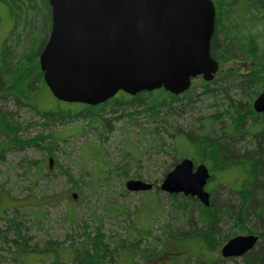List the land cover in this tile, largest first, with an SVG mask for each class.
Instances as JSON below:
<instances>
[{
    "label": "rangeland",
    "instance_id": "rangeland-1",
    "mask_svg": "<svg viewBox=\"0 0 264 264\" xmlns=\"http://www.w3.org/2000/svg\"><path fill=\"white\" fill-rule=\"evenodd\" d=\"M28 1L24 0L27 15L21 17V28L8 3L0 0V56L4 50H12L16 57H22L31 38L27 29L29 24V29L33 26L40 33L35 35L37 45L34 52H28L22 59L25 57L26 71L36 72L40 46L46 42L49 28L46 16L33 9H37L35 4H38V0H31L30 9L27 7L30 4ZM236 57L219 63L213 76L216 81L210 85L212 93L203 91L200 77L194 79L191 88L179 96L182 102L172 117L165 115L164 107L157 108L155 111L158 114L150 118L147 115L149 111H142L138 107L110 108L106 105L101 108L97 123H91L89 117H78L64 123L53 122L42 126L43 120L31 107L22 105L19 108L11 102L6 108L0 107L12 116L15 124H28L18 131L21 138H31L52 130H60L58 136H67L66 140H52L44 149L27 144L9 147L0 156V264H73V254L67 245L71 240L73 244L83 240V231L92 234L97 228L105 238L124 239L132 243H137L145 235L141 228H148L151 235L158 237L165 230L191 234L203 229L204 234L196 237L195 241L181 243L166 240L165 251L146 260L137 258L135 264H187L193 261L194 264H242V256L224 258L220 254V248L226 242L221 237L226 234L230 237L249 234L241 223L235 225L232 220L223 217H217V221L212 210L200 208L197 199L192 196L188 203L186 198L182 199L184 206H179L159 189L163 177L172 167L163 174L165 168L177 155L173 150L171 154L165 151L175 145L181 158L189 157L208 167L211 176L204 188L211 199L223 206L229 203L237 206L240 203L239 171L230 169L231 164L217 165L211 159L200 158L194 153L195 146L187 140V137L194 138L200 134L205 125L214 130L211 133L214 135L210 134L213 139L229 132L234 134L240 152L254 149L258 144L250 133H238L240 127V132L244 133L249 126H252L250 132H259L258 121L264 123L262 114L257 120H253L255 118L250 114L233 126L228 114L223 112L229 109L232 99L244 103L248 98L244 94L242 96L234 86H227L225 95L220 89L214 90L222 84L220 78L228 70L238 68L240 72L245 71L264 58V50L259 51L252 60ZM33 87L36 90H29L33 93L30 100L38 107L48 110L70 107L67 102L56 99L43 80L34 83ZM159 95L162 97L165 93L160 92ZM213 117L216 119L212 121ZM79 124L83 128L78 130ZM260 138L259 150L264 162V128ZM48 140L46 138L45 142L39 144H46ZM227 160L224 159L223 163ZM32 171L40 173L35 182ZM135 178L152 183L151 191L126 190L125 181ZM43 199L53 202L37 201ZM199 214L204 222L199 219ZM12 218L20 224L25 245L15 246L12 242L18 239L13 232V223L8 222ZM214 225L217 233L213 230ZM259 225L254 219H248L247 226L251 230ZM133 229H136L135 236ZM138 243L139 247L147 246L145 238ZM257 243L263 246L257 245L254 251L263 254L264 237L259 236ZM180 244L185 247L183 250L179 249Z\"/></svg>",
    "mask_w": 264,
    "mask_h": 264
},
{
    "label": "water",
    "instance_id": "water-1",
    "mask_svg": "<svg viewBox=\"0 0 264 264\" xmlns=\"http://www.w3.org/2000/svg\"><path fill=\"white\" fill-rule=\"evenodd\" d=\"M50 29L38 55L42 78L64 102L97 105L119 90L163 88L172 94L189 89L191 80L213 78L218 61L210 51L215 28L212 0H47ZM264 113V89L251 101ZM51 158H49V165ZM204 163L182 157L163 177L159 189L210 204ZM150 182L128 179L132 192L152 189ZM75 197V194H73ZM258 235L237 234L220 248L224 258L251 251Z\"/></svg>",
    "mask_w": 264,
    "mask_h": 264
},
{
    "label": "trees",
    "instance_id": "trees-1",
    "mask_svg": "<svg viewBox=\"0 0 264 264\" xmlns=\"http://www.w3.org/2000/svg\"><path fill=\"white\" fill-rule=\"evenodd\" d=\"M2 1L8 3L11 7L12 15H14V18L17 17V22L20 23L22 28V18L27 15L24 0ZM28 2H30V4L27 7L30 9V5L32 6L33 2L31 0ZM213 2L215 4V28L210 40V51L212 56H214L219 62L237 58L236 56H241L245 60H252L259 51L264 50V0H213ZM35 5L37 9L35 7H33V9L36 11L38 10L37 12L46 16L47 27L50 29V7L47 0H38V4ZM28 25L27 29L31 33V38L25 46L27 51L25 50L22 53V57L28 55V52H34L37 45L35 35L40 33L39 30H36L33 26L29 29ZM46 30L48 29L46 28ZM43 45L44 43L40 46V50ZM22 57H16L12 50H4L0 56V107L6 108L8 102L17 105L19 108L22 107V105L31 107L43 120L42 126L50 125L53 122L64 123L67 120L78 117H89L91 123H97L100 117V110L106 105H109L110 108L113 106L138 107V109H141L142 111H149L147 115L150 118H154L158 114L157 111H155L157 108L164 107L165 115L167 114L166 116L172 117L176 114L175 112H177L179 109L178 106L182 102V98L179 96L186 93L192 86L191 82L190 88L181 94H172L162 88L140 91L134 95L118 91V96L114 95L112 98L97 105L67 102L70 107L67 106L48 110L38 107L33 100H30L33 93L31 94L29 90L32 92L36 90V87H33V84L39 83L43 80L42 72L39 68L36 72L26 71V67L24 66L25 57L23 59ZM199 79L201 81L203 91L212 93L213 88L211 89L210 85L216 81V77L209 81H204L201 78ZM220 81L222 84L219 85L218 89L214 90L220 89L225 95L227 93V86L230 88L234 86L240 90L242 96L246 95L248 98V101L244 103H241L240 101L237 102L232 99V104L229 109L223 112L224 114H228L233 126L237 122L240 123L246 116H250V114L254 116L255 119L253 120H257L260 113H256L253 110L251 100L257 95V93L264 89V58L245 71L240 72L238 68L228 70L227 73H225V76L220 78ZM160 92L165 93V95L160 97ZM261 114L262 117H264V114ZM215 119L216 118L213 117L212 121ZM12 121V116L0 109V133L3 135L0 136V156H2L4 154V150L9 147L27 144L35 145V147L44 149L45 145L50 144L52 140H66L67 137L58 136L60 130H52L45 134H37L31 138H21L17 133L19 130L22 131L25 129L28 124L21 126ZM260 122L262 121H258L261 132H257L256 130L250 132L249 129L252 126H249L244 133H241V127L239 128L238 134L243 135L248 132L247 134L249 135L250 133L254 141L256 140L258 142L254 149H246L244 152H240L237 148L238 144L234 138V134L229 132V134H225L227 136H218L213 139L210 137V134L214 130L212 127L208 128L205 125L202 126L203 130L200 134L194 138L187 137V140L195 146L194 153L198 154L200 158H204L205 160L211 159L212 162L217 165L231 164V166L229 165L230 169H235L240 173L239 184L241 188L239 189L238 194L240 195L241 200L237 206L230 203L223 206L211 198L208 206H204L197 200L198 206L202 209H211L214 219L217 217L230 219L233 221V224L235 223V225H239L241 223L242 226H244L243 228L245 231L264 237V162L262 160V154L260 153L261 150H259L261 148L260 137L263 134L264 123L262 124ZM79 125L80 126H77L78 130L79 128H83L82 124ZM230 134L231 136H229ZM184 135L187 136V134ZM211 135H214V133ZM46 138L49 139L46 141L47 143H42L43 145H40L39 143L45 142ZM167 150L168 151H165L167 154H171V150H173V152L178 156L176 155V158L171 159L172 161L169 166L165 168L163 174H165L169 168L181 158L177 152V146L173 145L172 147L167 148ZM224 159L228 160L223 163ZM225 168L227 169V167ZM48 169H50V166ZM32 174L34 176L33 181L35 182L40 173L32 171ZM148 191H151V189ZM167 194L170 199H172V201L175 204L177 203L179 206H184L181 203L182 199L186 198L187 203L189 202L188 200L193 199L189 195L185 196L181 194V196H178L179 193ZM37 201L44 203L53 202L50 199H47L46 201L44 199L43 201ZM199 219L204 222L201 216ZM248 219H254L258 224H260V228L254 227V229L251 230V227L247 226ZM216 220L218 221V218ZM8 222L10 224L13 223V232L16 233V237L18 238L13 239L12 242L15 246H21L22 243L25 245L26 241L21 234L20 224L13 218L8 219ZM216 224L217 222L215 225ZM215 225L213 230L217 233ZM254 226H256V224ZM138 228H141L140 225ZM140 230L145 234L141 238H145V240H147V246L145 247H139L138 242L141 239L140 237L137 243L128 242L124 239L119 240L111 237L105 238L97 228L92 234L83 231L85 233L83 240L79 241L77 244H73L71 240L69 245H67V248L71 250L73 254V264H135V259L137 258L146 260L154 256L156 257L165 251L163 247L165 246V241L168 239L172 242L177 241L185 243L188 241H195L196 237L199 238V236L204 234L202 231L203 229L195 231L191 234L171 233L165 230L163 235L158 237L151 235L148 228L144 229L146 231L142 228ZM132 232L135 236L136 229H133ZM229 237L230 235L226 234L221 238L225 241ZM259 244L256 242L251 251L242 256V264H264V253L262 254L261 251H254ZM180 245L181 247L178 245L179 249L183 250L185 247L182 246V244ZM261 246L263 245L261 244ZM261 249L263 248L261 247ZM124 259L128 260L124 261ZM194 263L195 262L193 261L192 263L187 264Z\"/></svg>",
    "mask_w": 264,
    "mask_h": 264
},
{
    "label": "flooded vegetation",
    "instance_id": "flooded-vegetation-1",
    "mask_svg": "<svg viewBox=\"0 0 264 264\" xmlns=\"http://www.w3.org/2000/svg\"><path fill=\"white\" fill-rule=\"evenodd\" d=\"M48 2V1H47ZM49 5V4H48ZM50 7V6H49ZM39 55V54H38ZM218 61V60H217ZM218 63H220L219 61H218ZM218 66H219V64H218ZM192 160H194V159H192ZM199 163H201V162H197L196 163V161L194 160V164H199ZM258 238H259V236H258ZM229 258H232V257H229Z\"/></svg>",
    "mask_w": 264,
    "mask_h": 264
}]
</instances>
